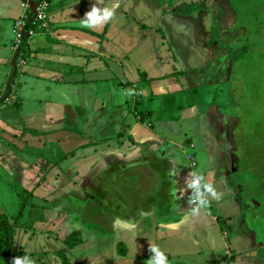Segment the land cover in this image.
<instances>
[{"label":"crops","instance_id":"obj_1","mask_svg":"<svg viewBox=\"0 0 264 264\" xmlns=\"http://www.w3.org/2000/svg\"><path fill=\"white\" fill-rule=\"evenodd\" d=\"M215 1L102 0L116 17L90 30L79 21L97 0H46L48 31L14 52L12 24L30 15L0 0V186L13 202L18 192L44 205L32 228L17 224L21 211L12 218L18 253L35 264H63L58 252L67 264H147L151 243L169 264H264V211L237 177V119L225 112L231 26L219 24L218 42L204 22ZM189 171L223 193L197 217L182 191ZM71 233L81 241L67 248ZM31 244L38 255L22 251Z\"/></svg>","mask_w":264,"mask_h":264},{"label":"rangeland","instance_id":"obj_2","mask_svg":"<svg viewBox=\"0 0 264 264\" xmlns=\"http://www.w3.org/2000/svg\"><path fill=\"white\" fill-rule=\"evenodd\" d=\"M171 1L168 0L167 3L169 4ZM227 1L228 11L218 1L213 3L216 11L213 12V9L211 12L214 15L209 14L208 9H206L204 12L207 14L204 15V22L208 25H212V22L216 24L213 28L216 35L212 34L211 36L212 40L217 39L218 42V37L220 40L226 37L223 33L219 35V24L228 20L231 26L225 31L231 37L228 48L230 49L231 59H233L235 53H237L238 58L232 63V66L230 64V68H227V70L231 69L230 79L232 82L234 81L235 87L233 91L234 102L227 105L225 101V112L237 119V124L233 130L236 145L235 155L238 160L236 164L237 177L248 187V190H246L247 196L258 200L260 202L259 210L264 211V0ZM181 4L185 5L186 0H182ZM189 4L191 11H196L200 7L198 2H194V4L189 2ZM218 100L220 101V99ZM7 191L0 186V211L10 214L11 216H5L10 221L21 211V218L17 224L32 228L35 220L41 219L40 209L44 207L42 200L17 192L16 200L13 202V197L7 194ZM66 212L67 208L63 207L60 213L61 217ZM61 217L55 221L56 225L63 223ZM66 218L68 217L66 216ZM64 221L67 222V229H71L69 225L72 226L73 223L66 219ZM77 224L83 225L81 222ZM41 227L43 226H39V228ZM91 229L94 228L91 227ZM45 230L44 226L41 232L43 233ZM61 230L63 228L56 230L59 240L63 237ZM33 240H38L39 245L37 246H41L40 243L43 245L40 235ZM37 246L31 244V247L21 249L25 253L38 255ZM12 247V252L17 253L16 245L13 244ZM86 250H88V247L84 251ZM48 256L49 253L45 257ZM259 256H261V252H259ZM40 258L45 260L44 257L40 256ZM52 258H54L53 262H58L55 256H52ZM32 259L35 261L34 257ZM10 261L12 259L8 260V262ZM5 262L1 257L0 264H6Z\"/></svg>","mask_w":264,"mask_h":264},{"label":"clouds","instance_id":"obj_3","mask_svg":"<svg viewBox=\"0 0 264 264\" xmlns=\"http://www.w3.org/2000/svg\"><path fill=\"white\" fill-rule=\"evenodd\" d=\"M102 0H97L90 10L84 14L79 21L84 28L94 30L102 28L105 24L114 20L118 6L100 7ZM129 95L134 94V90H128ZM211 175V174H210ZM183 192L189 193L188 204L190 205V215L197 217L203 210L210 208L213 200L219 202L223 193L219 192L213 181L205 175L195 171H189L184 178ZM150 257L146 260L147 264H169L167 255L155 244L149 243L148 248ZM11 264H35V261L28 255L17 256L12 259Z\"/></svg>","mask_w":264,"mask_h":264},{"label":"built area","instance_id":"obj_4","mask_svg":"<svg viewBox=\"0 0 264 264\" xmlns=\"http://www.w3.org/2000/svg\"><path fill=\"white\" fill-rule=\"evenodd\" d=\"M20 6L29 16L22 14L12 24V51H18L24 39L30 38L38 32L46 33L48 4L46 0H19ZM193 164V163H192Z\"/></svg>","mask_w":264,"mask_h":264},{"label":"trees","instance_id":"obj_5","mask_svg":"<svg viewBox=\"0 0 264 264\" xmlns=\"http://www.w3.org/2000/svg\"><path fill=\"white\" fill-rule=\"evenodd\" d=\"M223 1H227V0H218V3L222 6V7H226V10L228 11L227 8V4ZM224 4H226L224 6ZM230 8H232L230 6ZM233 9V8H232ZM25 42L26 39L23 40V43L21 44V49L24 50L25 49ZM237 53H235L232 59V62L234 63L236 61V58H238L236 56ZM0 256L3 257V261L5 260L6 264H11L12 261L8 262L9 259H13L14 257L17 256H25V254L22 253H13V247H12V227L13 225H15V220L12 219L10 222L6 221L5 217H2L0 215ZM12 222V223H11ZM11 223V224H9ZM81 239L79 238V236L76 233H71L69 235H67L66 237L63 238L62 242L65 245V247L67 248H72L73 246H75L76 244H78V242H80ZM59 256L60 261L63 264H67L63 253L62 252H58L57 253ZM227 264H230L229 262H227Z\"/></svg>","mask_w":264,"mask_h":264}]
</instances>
